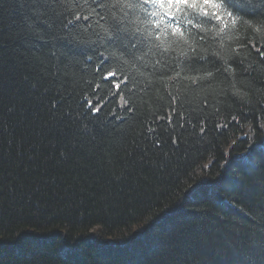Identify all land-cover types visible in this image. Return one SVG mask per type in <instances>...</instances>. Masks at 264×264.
<instances>
[{
  "label": "trees",
  "instance_id": "16d2710c",
  "mask_svg": "<svg viewBox=\"0 0 264 264\" xmlns=\"http://www.w3.org/2000/svg\"><path fill=\"white\" fill-rule=\"evenodd\" d=\"M226 3L0 0V264H264V0Z\"/></svg>",
  "mask_w": 264,
  "mask_h": 264
},
{
  "label": "snow or ice",
  "instance_id": "6c2138e0",
  "mask_svg": "<svg viewBox=\"0 0 264 264\" xmlns=\"http://www.w3.org/2000/svg\"><path fill=\"white\" fill-rule=\"evenodd\" d=\"M144 3L153 6L150 15L157 18L155 26L159 29L161 25H164L165 29H171L174 36H184L182 28L174 25L180 16L187 19L190 10L193 14H202L204 17H208L209 21L220 22L223 25L220 32H223L224 28L227 27L228 19H232L233 23L236 22L233 18V12L228 10L226 0H144ZM84 18L88 19V17ZM188 23L192 24V20L189 19ZM156 39L160 40V35H157ZM113 75L114 73H109V77ZM117 88H119V85H117ZM121 101L123 102V97H121ZM89 106L91 107V104ZM99 110V108L95 109V111Z\"/></svg>",
  "mask_w": 264,
  "mask_h": 264
}]
</instances>
